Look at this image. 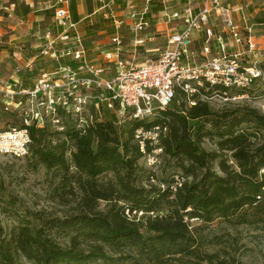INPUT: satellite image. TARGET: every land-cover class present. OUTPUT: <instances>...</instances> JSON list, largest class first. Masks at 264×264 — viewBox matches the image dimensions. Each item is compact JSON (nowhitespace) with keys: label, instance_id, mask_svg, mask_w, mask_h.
<instances>
[{"label":"trees","instance_id":"trees-1","mask_svg":"<svg viewBox=\"0 0 264 264\" xmlns=\"http://www.w3.org/2000/svg\"><path fill=\"white\" fill-rule=\"evenodd\" d=\"M67 62L78 67L75 60ZM257 66L262 78L236 89L238 94L264 81V55ZM231 88L204 83L190 95L178 88L169 105L143 119L127 113L122 123L110 115L80 128L66 123L50 131L45 121L22 120L18 129H26L30 138L28 165L44 172L52 198L73 199L75 213L63 220L37 214L36 220L19 221L0 237V264H14L19 254L35 264H114L117 258L104 250L125 249L136 250L150 264H204L191 260L196 250L189 220L228 218L264 201V114L249 106L214 111L200 98L229 95ZM62 113L72 114L60 109L54 119ZM155 127L157 144L144 139L141 149L136 130ZM204 139L216 150L203 148ZM156 147L161 149L159 178L140 163ZM57 238H67V244ZM84 242L92 244L89 251L80 249ZM204 261L240 264L211 256Z\"/></svg>","mask_w":264,"mask_h":264},{"label":"built area","instance_id":"built-area-1","mask_svg":"<svg viewBox=\"0 0 264 264\" xmlns=\"http://www.w3.org/2000/svg\"><path fill=\"white\" fill-rule=\"evenodd\" d=\"M192 1L188 0L182 9L173 11L166 15L169 19L179 20L183 28L171 34L167 38V47L159 50L155 59L144 61L140 64L122 59L121 40L117 35L113 38L115 48L113 53L106 54L108 65L103 67L86 60L84 46L76 30V24L72 20L71 12L67 5H63L65 0H58V6L54 9L53 19L55 26L59 29L56 35L46 32L45 43L41 53L51 56L57 60L53 49V43L57 40L75 45L71 51L72 58L78 61V67L72 68L70 65H60L51 73H43L30 91L21 90L19 93L28 94L30 105L37 109L35 118L42 122L40 115L43 108H48L52 113L56 111V106L66 113L80 115L87 105L89 95L78 94L79 88H95V107L104 104L109 110L114 111L119 122L130 113L132 118H145L157 109L169 105L175 96V91L179 88L185 93H193L197 86L205 84H218L225 87L242 88L250 85L258 77L262 78V70L257 66L256 60L250 66H244L240 60L246 50L241 47L247 46V51L252 52L255 44L242 36L241 30L232 19L224 16L223 26L228 33V37L233 41L236 49L228 53L226 41L222 34H215L210 25V15L214 11H222L221 0H200L201 6L194 12ZM150 0H145V6L141 12H132L131 16L137 18L131 24L130 31L137 36L141 31H145L149 22L144 19V14L148 9ZM115 11L108 14L115 18ZM115 29L118 31L122 26V21L114 20ZM193 32H205V45L202 47L204 60L199 63L183 64L181 57L186 53V46ZM215 40L217 44L212 50L210 41ZM142 39L135 38L134 43L139 46ZM174 45L170 48V45ZM169 46V47H168ZM114 63L115 75L110 78L102 76L103 72L109 68V64ZM82 73V74H80ZM58 75L60 82L54 81L52 76ZM55 77V76H54ZM194 81V86L191 85ZM8 96V94H6ZM8 104H6L7 106ZM47 110V109H46ZM59 122L58 119H52ZM83 127L87 120H80ZM24 122L28 124V120ZM62 128V127H61ZM158 130V127H155ZM154 133L157 137V131ZM140 132H148L139 128L136 130V137ZM155 137V136H153ZM152 140L151 138H148ZM144 140V139H143ZM143 140L140 141L141 149ZM30 138L26 129L11 128L5 132H0V152L13 153L17 156H24L28 151ZM155 143L157 140L155 139ZM158 150L161 151L160 148ZM264 175V166L260 170ZM264 189V186L262 187Z\"/></svg>","mask_w":264,"mask_h":264},{"label":"rangeland","instance_id":"rangeland-1","mask_svg":"<svg viewBox=\"0 0 264 264\" xmlns=\"http://www.w3.org/2000/svg\"><path fill=\"white\" fill-rule=\"evenodd\" d=\"M140 1L142 2V0ZM118 3H120L119 0L112 2L110 5L111 8L116 9ZM101 14L103 13H97L92 17L100 18V16H102ZM128 32L129 34H125L124 44L122 43L123 50L120 55L122 59H127L133 62V64H139L157 57H146V53L142 51L141 47H137L138 50L134 53L132 49L134 48L133 39L135 35L132 34L131 31ZM139 34L140 33H138V36ZM45 43H47V40ZM254 44L255 49L252 52L247 51L248 49L245 44L241 46L246 50V53H244L240 60L241 64L244 66H250L254 61L264 55V37ZM82 45L84 46L83 41ZM258 45L259 49H256ZM173 46V44L170 45V48H173ZM74 47L75 45L71 42L64 43L57 40L53 43V49L58 57L57 60L53 59L48 54L45 55L41 53V56L47 58L50 63H52L53 60V62H55L53 66L55 68L58 64L68 65V60H74L71 55V51ZM42 48H44V46L41 47V50ZM87 58L91 60V63L100 64L103 67L108 65L105 57L98 58L96 56H87ZM114 75V66L113 63H110L109 68L103 72L102 76L110 78ZM54 76L56 79H54ZM54 76H52V79L60 82L58 81L61 80L60 77L58 75ZM236 89L240 88H231L228 93L229 95L212 94L208 97L201 95L200 98L207 100L214 111L231 110L236 107L249 106L264 114V81L258 80L252 86L251 92H246L243 95L238 94L237 92L239 90L237 91ZM19 92L21 91H0V97H2L3 101H0V132H3L2 130H9L11 126L18 128L20 122L25 119H27L29 123L34 119L37 120V123H42L38 118H35L37 109L35 104L33 106L30 105V96ZM79 93L90 96L87 105L83 108L80 115L74 113L65 115L62 113L61 115L59 114L61 116L59 122H53L52 119H54L58 110L61 108L56 106L55 113H52L48 108H43L40 115L42 116V121H45V123L49 125L50 131L62 130L66 123L74 124L77 128H80L81 126L79 125L83 124L80 120H87V122H90L94 119H103L110 115H115L114 111L100 106L101 104L99 108L95 107V88H79L78 94ZM6 94H8V96ZM188 95L190 94L188 93ZM6 104L8 105L6 106ZM122 122H124L123 119L120 123ZM156 131L158 132V130ZM154 132V128L150 129V133L137 132L139 137L135 135V138L138 139L139 142L143 139L151 138L150 144L155 146L157 144L155 143L157 137ZM202 147L206 150H216L213 141L208 139L202 140ZM159 153L160 150L156 147L153 153L145 154V156L140 159V163L147 170L154 172L155 178L156 176L158 178L161 177L162 163H160V156H157ZM36 169L37 170H34L28 165L25 156L0 152V237L7 235L19 221L25 219L36 220L37 214L45 218L63 220L75 213L73 199L67 197L64 199L65 201H62L58 197L52 198L44 172L39 167ZM166 170L167 173H170L168 169ZM153 182L158 184L157 179H153ZM189 222L190 233L194 239L193 247L196 250V257H191V260H193L192 262L199 261L200 263L205 262L204 264H206L204 257L211 256L213 259H225L229 262L234 261L240 264H264V201L245 206L228 218L215 217L210 222H200L191 219ZM57 239L60 243L64 245L67 244V238ZM91 246V243L84 242L81 243L80 249L89 251ZM104 251L107 256L117 258L114 264H131L133 261L134 263L138 261L140 264H150L146 261L144 256L134 249H125L119 252L110 250ZM14 264L35 263L19 254L15 255ZM172 264L181 263L172 261Z\"/></svg>","mask_w":264,"mask_h":264},{"label":"crops","instance_id":"crops-1","mask_svg":"<svg viewBox=\"0 0 264 264\" xmlns=\"http://www.w3.org/2000/svg\"><path fill=\"white\" fill-rule=\"evenodd\" d=\"M114 1L65 0L63 3L69 7L77 33L84 42L86 60H88L87 56H96L105 57L106 62L109 61L106 54L113 53L115 48L113 38L117 35L121 40L122 51L125 34H129L131 24L137 20L131 16V13L143 11L145 6V0L142 2L119 0L120 3L114 10L110 6ZM186 2L188 0H150L144 14L149 26L145 31L139 32V36L137 34L134 37L132 51L136 53L137 47H141L146 57H156L159 50L165 49L168 36L183 28V24L179 20L169 19L164 14L169 15L173 11L182 9ZM221 2L223 10L212 12L209 21L214 33H221L227 41L228 53H232L236 47L223 26L224 16L229 17L239 26L245 40L249 38L251 42L257 43L264 37V0H221ZM56 6L58 0H0V91H30L43 73H51L55 69L53 60L50 63L47 58L41 56V47L45 44L47 31L54 36L59 30L53 19ZM156 6H159V10L154 12L153 8ZM200 6V0L192 1L194 12L198 11ZM111 10L115 11V18L108 14ZM100 12L103 13L100 18L92 17ZM115 19L122 21L118 31L114 26ZM204 33L193 32L186 46V53L181 57L183 64L199 63L204 60L202 54V47L206 41ZM135 38L142 39L143 42L136 46ZM210 43L213 50L217 42L211 40ZM256 49H259V45ZM38 58H44V61ZM75 62L78 64V61ZM0 101L3 102L2 97Z\"/></svg>","mask_w":264,"mask_h":264}]
</instances>
